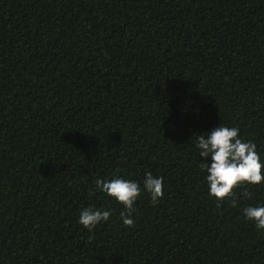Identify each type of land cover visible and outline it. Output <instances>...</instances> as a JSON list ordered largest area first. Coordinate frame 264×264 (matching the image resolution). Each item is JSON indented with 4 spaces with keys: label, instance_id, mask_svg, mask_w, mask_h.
<instances>
[{
    "label": "trees",
    "instance_id": "obj_1",
    "mask_svg": "<svg viewBox=\"0 0 264 264\" xmlns=\"http://www.w3.org/2000/svg\"><path fill=\"white\" fill-rule=\"evenodd\" d=\"M219 123L264 155V0H0V264H264V181L204 182ZM145 172L164 195L125 226L95 180Z\"/></svg>",
    "mask_w": 264,
    "mask_h": 264
},
{
    "label": "clouds",
    "instance_id": "obj_2",
    "mask_svg": "<svg viewBox=\"0 0 264 264\" xmlns=\"http://www.w3.org/2000/svg\"><path fill=\"white\" fill-rule=\"evenodd\" d=\"M236 126L219 125L196 136L195 148L201 161L204 182L210 197L217 206L233 196V189L243 184L259 185L264 181V155L256 150V143L239 135ZM95 187L123 206L120 212L123 225L133 226V205L141 192L150 196L156 204L164 195V178L145 172L141 181L114 175L111 179H96ZM236 206L237 200H231ZM245 220L251 221L257 231H264V204H248L241 209ZM111 210L103 207L88 206L79 211L78 223L91 231L97 225L109 221Z\"/></svg>",
    "mask_w": 264,
    "mask_h": 264
}]
</instances>
